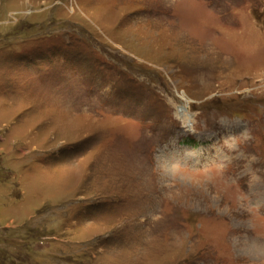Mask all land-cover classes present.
<instances>
[{
    "label": "rangeland",
    "instance_id": "374dc122",
    "mask_svg": "<svg viewBox=\"0 0 264 264\" xmlns=\"http://www.w3.org/2000/svg\"><path fill=\"white\" fill-rule=\"evenodd\" d=\"M0 264H264V0H0Z\"/></svg>",
    "mask_w": 264,
    "mask_h": 264
},
{
    "label": "bare ground",
    "instance_id": "6f19581e",
    "mask_svg": "<svg viewBox=\"0 0 264 264\" xmlns=\"http://www.w3.org/2000/svg\"><path fill=\"white\" fill-rule=\"evenodd\" d=\"M176 108H177V111H176L177 117L183 124V128L185 129V131L187 132L193 131V128H192L193 120L191 118L190 112L186 110L187 107L181 105V106H176Z\"/></svg>",
    "mask_w": 264,
    "mask_h": 264
}]
</instances>
